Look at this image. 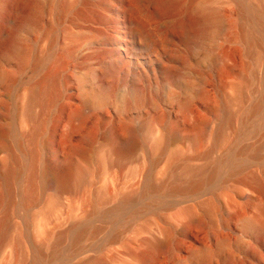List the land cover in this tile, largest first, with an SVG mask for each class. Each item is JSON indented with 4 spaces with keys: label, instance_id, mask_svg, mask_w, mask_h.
<instances>
[{
    "label": "rangeland",
    "instance_id": "374dc122",
    "mask_svg": "<svg viewBox=\"0 0 264 264\" xmlns=\"http://www.w3.org/2000/svg\"><path fill=\"white\" fill-rule=\"evenodd\" d=\"M28 1L0 52V172L18 168L0 264H264V41L256 55L244 37L264 0ZM21 13L0 0V37ZM46 162L82 183L54 198Z\"/></svg>",
    "mask_w": 264,
    "mask_h": 264
},
{
    "label": "bare ground",
    "instance_id": "6f19581e",
    "mask_svg": "<svg viewBox=\"0 0 264 264\" xmlns=\"http://www.w3.org/2000/svg\"><path fill=\"white\" fill-rule=\"evenodd\" d=\"M142 2L153 4V6L155 7L154 10L158 14L167 13L172 7V5L174 4V0H142ZM14 3L16 5V9L17 10L21 9L22 13L20 17L17 19V22L14 25V28H12V32L9 34V36H6V38L0 37V52H3L10 47L14 34L21 25H23L24 23L28 21L34 20V13H33L34 11L32 8V1L14 0ZM119 14H123L121 9L119 10ZM201 22H202L201 19L189 18L186 21H183V22L180 21L176 23L174 28L176 31L177 38L183 43L190 44L192 40L195 38L197 27ZM244 37L247 43L250 45L251 49L257 55L258 49L260 48V44H261L260 42L264 41V21L260 23L257 19H255L253 22L251 21L249 22V24L247 23L246 28L244 30ZM258 58H260V56ZM172 60L173 61L176 60L178 62L177 53H174V57H172ZM222 61L225 63L227 62V59L222 58ZM114 70L115 68H113V71ZM163 71H164V74H163L164 77H167V78L174 77L177 74V70L174 67L166 66L164 67ZM37 98H38L37 91L35 88H32L30 92V96H29L30 106H33L34 104H36ZM28 113H29V116H31V112L29 111ZM191 115H192L191 112L185 108L184 116L186 118H190ZM72 116L74 119L83 121L84 113L83 111H79L78 113H75ZM0 138L4 140L5 132H0ZM170 138L171 137L169 135H162L159 139L156 140V144L159 147L163 148ZM134 148H135V143L133 142L131 146L128 147L127 150L132 151ZM82 154L83 156H87L86 151H82ZM192 171H188V173H191L194 176H197L198 174H200V171H195V170L193 172ZM17 172H18L17 165L14 164L13 166V164H10V163L0 172V185H1L0 210L2 211V217L0 218V249H1V242L5 241L8 235V231L10 229V224H11V221H10L11 210L10 209L13 206L11 187H12L13 181L15 180ZM43 176L45 179L46 186L50 187V190H52L53 192V197L56 199H59L65 190L75 189L78 187L79 184L82 183L84 176H85V172L83 170L76 169L73 165L58 166L55 164H50V162L49 163L46 162L44 169H43ZM206 178H208V176ZM202 182L203 181L198 180L196 183L191 184L188 188H186V192L192 193L198 186H200V184H202ZM193 218H194V215L191 216V219ZM166 242L167 241L161 242V241L154 240L153 242H151V247L157 248V247L165 245ZM136 257L140 260H143V256H136ZM208 257L209 256H207V259H208L207 262L203 264H209L210 259ZM224 259H226L224 261L225 264H235L233 263L234 257L230 255H227V257H225ZM91 264H104V263L95 261L93 263L91 262Z\"/></svg>",
    "mask_w": 264,
    "mask_h": 264
}]
</instances>
